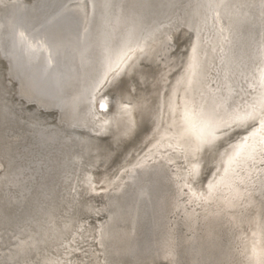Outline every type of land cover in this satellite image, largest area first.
Listing matches in <instances>:
<instances>
[{"label": "bare ground", "instance_id": "obj_1", "mask_svg": "<svg viewBox=\"0 0 264 264\" xmlns=\"http://www.w3.org/2000/svg\"><path fill=\"white\" fill-rule=\"evenodd\" d=\"M54 4H59L61 20L71 17L64 28L32 32L16 0L8 21L12 41L6 45L17 94L45 110L62 111L83 129L78 135L63 136L56 149L55 165L66 191L51 212L71 203L64 194H72L70 185L76 180L104 185L107 219L98 223L93 235L100 247L136 252L139 264H264L262 246L248 253L244 236L237 231L247 182L264 158V0H54ZM163 68L170 72L168 93L149 135L137 127L141 105L131 89L136 83L151 85ZM256 123L258 128L253 127ZM233 125L241 129V138L219 152L220 173L209 175L199 189L197 153ZM65 237L61 235V241ZM25 240L19 239L21 252L37 239L32 235ZM47 261L55 264L57 259Z\"/></svg>", "mask_w": 264, "mask_h": 264}, {"label": "rangeland", "instance_id": "obj_2", "mask_svg": "<svg viewBox=\"0 0 264 264\" xmlns=\"http://www.w3.org/2000/svg\"><path fill=\"white\" fill-rule=\"evenodd\" d=\"M20 2H21V7H20L19 11H21V12H19V13H21L23 16H25L28 19V21L31 25V28H32V30H31L32 32H35V31L38 32V31L42 30L44 27L53 28V29L54 28L63 29L65 24H67V21L69 19H71L70 16L65 17L64 20H61V18L58 17L57 11L59 10V4H54V0H40V1L39 0L38 1L37 0H20ZM15 4H16V0H10V1L9 0H0V18L2 17V19L0 20V81L1 80L3 81V83H2V81L0 82V117L1 116H2V118L4 117L3 119L2 118L0 119V131L2 132V133L0 132V143H1L0 144V159H1L0 164L2 165L0 167V264H18V263L20 264L21 260L23 262L21 264H24V263L27 264V262H30V264L31 263L34 264L35 262H37L35 264H38V261H40L39 264L40 263L41 264H48L49 262L47 260L50 258L51 259H55V258L57 259V262L55 264H74V263L75 264H88V263L89 264H96V263L97 264H109V263L114 264V262H115V264H126V263L127 264H139V254L136 252L131 253L129 251L128 252L127 251H118L115 248H112L110 245H108V246L106 245L107 248H106V246H104V248H103V247H100V245H97V239L95 236H96V231L98 230L97 228L99 226L98 223L99 224L104 223L107 219L106 209L108 207V202H107L108 199H107L106 192L108 190L105 188L104 185H97V186L92 185L91 186V184L89 182H86L83 180H76V182H73L70 185V187L72 186L74 189V190L73 189L70 190V192L72 194L71 195L64 194L65 197H67L68 199H71V203L69 204V202H68V204H66L68 206L65 205V207H61L62 209L60 208L59 210L54 211V213L51 212V209L53 208L55 201L63 199L61 195H63V193L66 191L65 183L63 182V179L61 178V176L58 172V167H56V165H55L56 161L58 160L57 159L58 146L60 145V141L62 142L63 136L78 135L83 129L81 127V124H79V122L77 120L71 118L69 115H66L62 111H58V110H54V109L45 110L43 108L38 107L33 102H28V101L22 99L17 94L16 81H15V79L12 78V76L10 75V72H9L10 71V68H9L10 67V64H9L10 63V55H9L10 47L6 46V45L10 46V43L12 41V37H11V33H10V26L8 25L9 24L8 21L10 20L9 16L14 14V9L16 8ZM50 7H51V9H50ZM34 12L36 13V15ZM32 13H34V14H32ZM34 17H35V19H34ZM46 17H48V19H46ZM52 20H54V22ZM6 22H7V24H6ZM1 29H2V31H1ZM6 29H7V31H6ZM5 32H7V33H5ZM4 52H6V53H4ZM134 52H137V50H135ZM7 61H8V63H7ZM7 65H9V66H7ZM168 70H169V68L160 69L158 72V76H159L158 79L153 81L151 85L145 86V85H142V84L140 85V84L136 83L133 86L134 90L131 89L132 96L135 97V100L137 102H139V104L141 105L140 109L137 110V112H136V119L138 121L137 127H138V129L144 131L146 134H149V135L151 134L152 129L154 127L156 117L159 115V113L161 111L160 110V106H161L160 101L165 96V94L168 93V86H169L168 81H169V77H170V72H168ZM147 108H151L152 112L151 113L148 112ZM3 109H5V110H3ZM32 120H33V122H32ZM63 123H64V125H63ZM55 126H57V127H55ZM253 127L258 128L259 126L256 123ZM43 128L45 131L43 130ZM57 129L60 131H58ZM146 130L149 132H147ZM37 131H38V133H37ZM41 131H42V133H41ZM73 132L75 133V135ZM261 132L264 134V126H263V130H261ZM67 134H69V135H67ZM241 134H242L241 129H239L237 126L233 125L231 127L224 128L222 131L219 132L218 138L213 145L204 147L205 149L203 148L202 150H200L199 153H197L196 161L199 162L198 163V165L200 167L199 168L200 169L199 174H201V176L198 175L199 177L198 176L196 177V180H197L196 186L199 189H200V187L201 188L204 187V182L209 175H211L213 172H216L217 174L220 173V169L217 168V165L222 164L220 159H219V152L221 150H224V149L227 150V149L231 148V146H233V143L236 141L235 139L237 138V140H238L241 138V136H242ZM5 137H6V139H5ZM5 140H8V141H6L8 143V145H6L7 143L5 142ZM7 149L10 151V153H9V151H7ZM6 152H8V153H6ZM201 152L203 154H200ZM2 153H4V154H2ZM7 154H9V155H7ZM8 157H10V158H8ZM204 160H206V162ZM7 161L8 162L10 161V162L8 163ZM203 161L205 162L204 165H203V163H204ZM50 163L53 167L50 165ZM263 163H264V158L262 160V164H260V166H259L260 169L253 172L252 175L250 176V178L247 182V185H246L247 187L244 191L246 197L244 196V198L242 200L243 203H241V205L239 206L240 210L238 209V215H239L241 223L237 227V231L239 234H241V233L243 234L244 243H245L244 245L247 246V252L248 253L251 251V248L257 247L258 245H259L258 247L262 246L261 248L264 249V237H263L264 236V233H263L264 232V224L262 225V223H264V213H263L264 207H262V206H264V202H263V200H264V198H263L264 197V178H263L264 177V170H262L264 168ZM205 166H207V167H205ZM54 171L57 173H55ZM208 171H209V173H208ZM51 172H53L54 174L52 173V175H51ZM19 174H21V175L19 176ZM254 175H255V177H254ZM17 176L20 178H18ZM202 179H204V180H202ZM46 180H48V181H46ZM79 181H80V183H79ZM260 181H262V182H260ZM25 183L27 184V186ZM45 185H46V187H45ZM102 186H103V188H102ZM56 187H58V188H56ZM91 187H94L95 189L92 190ZM84 190H87V191H84ZM75 191H76V193H75ZM47 193H49V194H47ZM261 194H263V195H261ZM74 195H75V197H74ZM82 195H83V198H82ZM101 196L103 198H101ZM93 198H94V200H92ZM82 199H83V201H82ZM99 199H100V202H99ZM102 199H103V201H102ZM255 199H257V200H255ZM93 202L94 203L96 202V203L94 204ZM97 202H99V203L97 204ZM101 202H104V203H101ZM261 202H262V204H261ZM259 204H260V206H259ZM81 205H85V206L82 207ZM86 205H88V207ZM68 207L69 208L71 207V209H69ZM77 207H79V208H77ZM89 207L90 208L92 207L91 210H89L90 209ZM45 208H46V210H45ZM86 208H88V209H86ZM252 208H253V210H252ZM83 209L84 210L86 209V210L84 211ZM249 209L251 210L250 212H249ZM78 211H79V213H78ZM73 212H75V213H73ZM87 213H88V215H87ZM101 214H103L105 216H103ZM250 214H252V215H250ZM82 215H83V217H82ZM41 216L42 217L44 216V217L42 218ZM259 216H262V217H259ZM87 218H88V220L90 218L91 219L88 221ZM23 219H25V220H23ZM80 219H82V220L84 219V220L81 221ZM37 220H38V222H37ZM70 220L71 221L75 220L74 223L76 222L75 224H77V225L67 224V222ZM25 221H27V222H25ZM29 221L31 224L29 223ZM255 221H257V222H255ZM62 222H63V224H62ZM77 222H79V223H77ZM55 223H56V225H55ZM81 223H83V224H81ZM257 223H258V225H257ZM14 224H16L15 227H13ZM260 224L262 226H260ZM44 226H45V228H44ZM82 226H84L85 229H83ZM258 228H260V229H258ZM58 231H59V233H58ZM74 231L76 233V236H75ZM18 232H20V233H18ZM56 232H57V234H56ZM248 232H249V234H248ZM66 233H68V234H66ZM77 233H78V235H77ZM84 233H85V235H84ZM32 235H35V237L37 239L35 242V245L32 246V247L36 246L35 250H34V248L30 247V248L26 249V251L25 250L22 252L19 251L17 249L18 243L22 239H23V241H26L25 239H28ZM59 235L60 236L62 235L64 237L66 236L65 239L62 240L65 242L61 241ZM93 235H95V236H93ZM67 236H70V237H67ZM72 236L74 238H72ZM253 237H255V238H253ZM257 237L259 240L257 239ZM17 238H19L20 241H19V239L17 240ZM92 238H93V240H92ZM67 239L69 240L68 242H67ZM70 241H71V244H68V243H70ZM81 241L83 242L84 245L85 244H87V245H85V247H84V245L81 244L82 243ZM85 241H86V243H84ZM57 243H59L60 245L59 244L57 245ZM252 243H254V244H252ZM248 244H249V246H248ZM15 245H16V247L14 249ZM71 245H73V248L75 246V248H74L75 250H73L71 248ZM53 246H54V249L56 248L55 250H53ZM59 246H61V247H59ZM87 246H88V249L86 248ZM81 247L84 249H81ZM45 248H46V250H45ZM66 248L67 249L69 248L67 250L68 252L67 251L65 252ZM77 248H78V252H76ZM49 250L50 251L53 250V251H51V253H50ZM62 250H64V251H62ZM87 250H88V252H87ZM99 250H101V251H99ZM52 252H54V253H52ZM70 252L71 253L73 252V253L71 254ZM75 252H76V254H75ZM117 252H119V255ZM41 253H42V255H41ZM63 253H64V256L62 257ZM21 254H25V255L21 256ZM54 254L56 257L54 256ZM111 254H112V256H111ZM48 255H50V256H48ZM70 255H71V257L73 256L72 259H71V257H69ZM82 255H84V256H82ZM107 255L110 257H105ZM75 256H76V258H75ZM77 256H79V257H77ZM85 257L86 258L88 257V258L86 259ZM26 259H28V260L26 261ZM43 259H45L44 260L45 263L43 262ZM59 260H60V262H59ZM124 261L125 262L127 261V262L125 263ZM72 262H74V263H72ZM107 262H109V263H107ZM155 263L156 264H160V263L166 264L168 262L167 261H153L150 264H155Z\"/></svg>", "mask_w": 264, "mask_h": 264}, {"label": "snow or ice", "instance_id": "obj_3", "mask_svg": "<svg viewBox=\"0 0 264 264\" xmlns=\"http://www.w3.org/2000/svg\"><path fill=\"white\" fill-rule=\"evenodd\" d=\"M215 137H214V135H213V139H214Z\"/></svg>", "mask_w": 264, "mask_h": 264}]
</instances>
